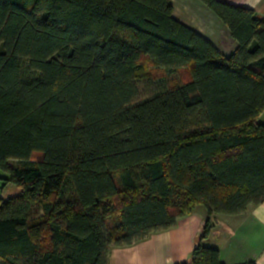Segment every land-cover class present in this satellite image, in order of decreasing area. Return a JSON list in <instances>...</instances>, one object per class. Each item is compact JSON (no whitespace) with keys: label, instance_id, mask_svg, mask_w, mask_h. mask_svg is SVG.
<instances>
[{"label":"trees","instance_id":"1","mask_svg":"<svg viewBox=\"0 0 264 264\" xmlns=\"http://www.w3.org/2000/svg\"><path fill=\"white\" fill-rule=\"evenodd\" d=\"M202 1L231 57L169 0H0V169L21 191L0 201V264H108L198 205L181 264H222L204 241L217 216L264 203V19Z\"/></svg>","mask_w":264,"mask_h":264},{"label":"crops","instance_id":"2","mask_svg":"<svg viewBox=\"0 0 264 264\" xmlns=\"http://www.w3.org/2000/svg\"><path fill=\"white\" fill-rule=\"evenodd\" d=\"M176 21L203 36L226 58L239 49L231 31L202 0H169ZM235 7L254 10L264 19V0H220ZM258 116V123L260 117ZM209 219L203 205L178 220L174 228L152 233L127 246H115L108 264H181L191 261ZM216 248L222 264H264V203L250 206L244 215L217 216L210 236L204 240Z\"/></svg>","mask_w":264,"mask_h":264},{"label":"rangeland","instance_id":"3","mask_svg":"<svg viewBox=\"0 0 264 264\" xmlns=\"http://www.w3.org/2000/svg\"><path fill=\"white\" fill-rule=\"evenodd\" d=\"M147 70L150 73V75L156 79V77H162L163 74L160 72H153L152 71V66L151 64H147ZM189 77V74L187 73L186 70H182L180 71V74L176 77L172 78V82L177 84L180 83L182 81H186ZM154 83L152 80H144L142 82L139 83V87H140V96L137 98L138 100L136 101L138 102H142L145 101V99L149 98L152 94L155 93L154 91ZM260 122L264 124V114L260 117ZM40 153L37 154V156H39ZM10 165L15 168L17 167V162L16 161H10ZM10 174L9 172L5 171V170H1L0 169V201L1 200H6L8 198H13L16 197L17 195L20 194V189H18L17 186H14L12 183L8 182V180H10Z\"/></svg>","mask_w":264,"mask_h":264}]
</instances>
